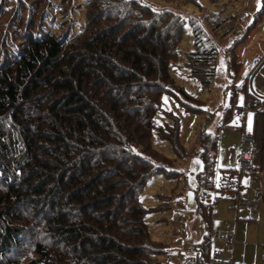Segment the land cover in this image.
Masks as SVG:
<instances>
[{
    "label": "trees",
    "instance_id": "trees-1",
    "mask_svg": "<svg viewBox=\"0 0 264 264\" xmlns=\"http://www.w3.org/2000/svg\"><path fill=\"white\" fill-rule=\"evenodd\" d=\"M86 7L79 26L66 16L63 30L37 32L0 61V264H171L160 259L171 248L152 238L155 210L141 196L155 174L176 172L157 139L187 155L178 116L162 107L165 93L185 105L191 98L171 72L186 18L142 0H87ZM231 17L222 18L225 31ZM199 31L188 52L195 64L187 65L208 85L217 46ZM227 58L237 75L234 47ZM255 99L246 97L256 106ZM205 125L197 207L209 223L200 198L212 183L217 136ZM253 133L262 147L264 108ZM257 158L254 150L252 173L264 167ZM209 240L208 233L197 244L199 264H208L201 252Z\"/></svg>",
    "mask_w": 264,
    "mask_h": 264
},
{
    "label": "rangeland",
    "instance_id": "rangeland-1",
    "mask_svg": "<svg viewBox=\"0 0 264 264\" xmlns=\"http://www.w3.org/2000/svg\"><path fill=\"white\" fill-rule=\"evenodd\" d=\"M142 1L157 9L171 8L186 18L179 55L172 62L171 72L176 83L183 85L191 97L189 104L185 105L175 95L165 93L162 96L163 109L178 116L179 141L187 155H180L169 140L155 141L156 147L164 154L176 159L173 166L176 172L155 174L142 191L143 203L155 210L148 214L151 236L171 248L160 255L161 260L171 264H192L195 243L208 231L211 234L206 257L208 264H220L215 261L217 249L224 250V260L231 264H243L237 258L244 250V243L234 247L223 238L217 239L216 232L224 234L229 229L235 230L234 219L222 216V202L228 201L227 209L236 211L240 207L236 205V198L253 199L260 184L242 168L241 150L245 134L253 133L255 112L264 104L259 102L255 106L246 100L249 94L254 99L264 98V10L261 12L264 0H220L215 3L200 0V6L188 0ZM86 3L87 0H0V61L9 58L10 54H17L28 43L29 37L37 32L63 30L61 21L66 16L74 17L73 22L75 19L79 26L86 19ZM226 15L232 16L227 27L234 26L229 31L220 27ZM50 18L61 24H52ZM196 27L202 29L199 32L204 42L213 38L217 46L215 71L208 85L192 75L188 66L195 64L194 60L188 59V52L195 47ZM233 47L240 61L235 76L228 69L227 58V50ZM238 105L246 108L241 115L235 114ZM204 122L206 129L217 136L216 146L211 151L215 153L212 183L202 186L207 191V197L200 198L204 201L205 212H209L208 225L203 212L197 207L198 195L195 194L200 186L198 172L205 166L202 156L205 147L200 141ZM229 169H237L236 173L240 175L239 193L222 189L223 178L226 176L229 179L231 175ZM240 210L245 213L241 215L244 223L241 222L238 232L260 233L263 242L264 212H261L264 211V204L253 211L243 206ZM246 219L253 223L249 225ZM234 252L235 261L231 259ZM186 257L190 260L187 261Z\"/></svg>",
    "mask_w": 264,
    "mask_h": 264
},
{
    "label": "crops",
    "instance_id": "crops-1",
    "mask_svg": "<svg viewBox=\"0 0 264 264\" xmlns=\"http://www.w3.org/2000/svg\"><path fill=\"white\" fill-rule=\"evenodd\" d=\"M258 98H259L258 99V103L260 102V104H261L263 102V98H260V97H258ZM261 107L262 108L261 109H257L256 112L262 110L264 108V104ZM256 112H255V114H256ZM252 134L254 135V133H252ZM263 141H264V139H263ZM259 146H260V144H257V143L253 144V156H254V150H255V153H257V155H258L257 160H262V163H263V166H264V145L262 147L260 146L261 148ZM261 156H262V159H261ZM263 169H264V167H263ZM249 172L252 174V178L258 179V181L260 183L259 186H257V189H258L260 187V185H262V177H261V172L262 171H260V168H259L257 172L255 171V172L252 173L251 169L249 170ZM239 176L240 175L239 174L237 175L236 172L235 173H231V175L228 177L229 178L228 180L230 181V183L229 184L228 183H223L222 184V189L223 190H228L230 192L239 193V190H240L239 188L241 186L239 184ZM257 189L255 191V195L253 196L254 198L257 196ZM197 191H198V189L195 191V194H197ZM237 199H238V197L236 198V202H237ZM196 200H197V198H196ZM262 203L264 204V198L260 201L258 207ZM227 205H228V201L224 200L222 202V216L225 217L228 220L234 219L236 225H235V230H232V229L228 228L229 230H227V232L224 233V234H233L234 235V237H235L234 247H237V245L239 246V245H242L244 243V245H243L244 246V250L240 254V258H237V259L240 260V261H243V264H264V241L262 242L260 240L261 239V234L260 233H239L238 232V228L240 227L239 225L241 224V222L244 223V221L242 219H240L241 215H243L245 213L244 210H242V211L240 210V207H242L243 205H237L236 204L238 207L240 206L238 209H236V211L232 210V209L228 210L227 209V207H228ZM243 207L247 208L246 206H243ZM263 212L264 211H262L261 214H263ZM246 220H247V222H249V225H251L253 223V222H250V220H248V219H246ZM234 221H232V222H234ZM208 224L209 223H207V225ZM208 233H209L208 231H205L203 233V236L201 237V239L198 240L195 243V253L193 254V256H194L193 258H195L196 255H198L197 254V244L199 242H201L202 239L205 237V235H207ZM210 235L211 234L209 233V237H210ZM217 239H221V238H217ZM255 241H257V242H255ZM209 248H210V240H209L208 243L205 244V246L203 247V251L201 252V253H203L204 257L208 256V253H209V250H210ZM181 254L184 257V253L181 252ZM224 254H225V252H224ZM186 259H187V261L190 260L188 257H186ZM231 259H234V261H235V252L231 256ZM193 260H191L192 264H199L197 262L196 258H195L194 261Z\"/></svg>",
    "mask_w": 264,
    "mask_h": 264
},
{
    "label": "built area",
    "instance_id": "built-area-1",
    "mask_svg": "<svg viewBox=\"0 0 264 264\" xmlns=\"http://www.w3.org/2000/svg\"><path fill=\"white\" fill-rule=\"evenodd\" d=\"M264 103V98H263ZM246 111V108L244 106L238 105L235 110L236 115H241L243 112ZM255 141L254 135L251 134H245L244 136V146L241 150V156H242V168L246 171L250 170V165L252 164L253 160V144ZM262 177V185L257 189V196L254 199H237V205H243L246 206L249 211H253L255 208L258 207L260 201L264 198V169L261 172ZM222 183H230V181L227 178H223ZM217 238H223L227 241L229 245H234L235 237L233 234H221L220 231L216 232ZM215 261L220 264H231L229 261L224 260L223 257V250L217 249L215 253Z\"/></svg>",
    "mask_w": 264,
    "mask_h": 264
},
{
    "label": "snow or ice",
    "instance_id": "snow-or-ice-1",
    "mask_svg": "<svg viewBox=\"0 0 264 264\" xmlns=\"http://www.w3.org/2000/svg\"><path fill=\"white\" fill-rule=\"evenodd\" d=\"M249 131H251V127H249Z\"/></svg>",
    "mask_w": 264,
    "mask_h": 264
}]
</instances>
